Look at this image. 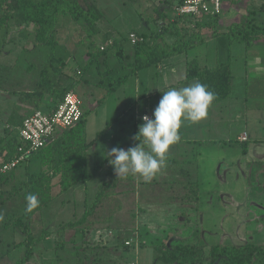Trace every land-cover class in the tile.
<instances>
[{
    "label": "rangeland",
    "instance_id": "1",
    "mask_svg": "<svg viewBox=\"0 0 264 264\" xmlns=\"http://www.w3.org/2000/svg\"><path fill=\"white\" fill-rule=\"evenodd\" d=\"M92 1L104 8V18L99 29L101 28L100 32L106 35V40L114 37L119 38L122 35L128 36L129 33L125 32L132 30V28H138L140 31L149 33L157 29L156 22L161 25L167 21L165 18L156 17L155 9L158 6V0H82V4L87 6ZM259 2H262V5L264 0H225L226 10H224V24L222 26L227 27L229 24L232 25L235 22L245 20V14L255 10V3L259 4ZM230 7L234 8L233 15H230ZM2 15L3 11L0 10V18ZM113 21L118 24L116 30L111 28ZM32 29L33 26L22 30L11 28L7 30L6 26L2 27L0 24V137H12L18 133L24 118L34 110L41 109L32 104L22 103V98H25L28 91L36 90L44 85L42 98L53 96L51 92H48L53 83L48 85L44 79L46 75L57 74L53 77L56 81L54 86L60 91L67 88V90H74L81 95L84 110H89L87 118L88 136L89 138L96 137L100 146L98 152L104 157L110 148V135L118 131L117 144H120L134 130H139L141 124L137 125V116L139 117V114L143 113L142 111L145 109L151 110L153 113L163 96V92L171 88L164 86L160 72L153 76V73L156 72L154 67L142 69L138 76H130L122 87L109 94L102 87L89 83L84 85L85 78L81 74H76L75 70L80 69L79 63L81 65L87 64L86 45L91 44V42L86 29L75 25L61 31L59 46L53 51L54 54L62 55L67 59L66 75L59 74L58 69L52 72V65L46 59L50 49L32 46L33 40L28 37ZM111 30L114 31V34H111ZM199 33L197 35L205 36L203 32ZM128 49L132 52V44ZM125 53L123 60L125 63L130 62L132 53ZM104 57L105 54L96 59L101 70L105 69V64L102 63ZM230 59L232 61V58ZM110 63L116 68L119 67L116 61ZM40 71L45 73L42 74ZM87 73L89 74L90 71ZM50 76L47 78L49 79ZM95 76L98 74L93 71L92 77L95 78ZM243 101L242 98L238 99V103L242 106H244ZM252 104L254 102L251 101V106ZM41 110L48 112L44 106ZM251 114H255V110ZM237 122L239 125H243V117L237 119ZM205 123H208V120L203 119L197 123L184 122L180 129L181 140L195 138L197 135L203 138L208 131ZM237 127H239L238 129L241 128L240 126ZM250 128L252 127H248L249 131ZM137 142L139 143V141ZM145 148L147 150L146 145ZM183 149L187 150L183 145L178 148L171 146L169 151H183ZM101 155H97L96 159L95 156L93 160L90 159L89 168L91 170L103 159ZM28 163L32 171L41 169L37 157L32 158ZM18 170L22 173L23 167ZM175 172L176 174H174ZM174 173L168 176L165 173L160 177H155L152 181L157 183L159 180L158 190L163 188L161 186L163 181L164 184L169 181L172 182L173 190H178L177 192L181 196L186 190H183L182 184H173V182L176 179L185 181L186 178L177 176L179 172L176 169ZM114 174L118 180L117 190L120 195L119 197L105 198L101 206L96 209L95 214L89 218L86 224L92 222L88 231L90 239L79 242L78 253L61 250L60 253L52 252L46 255L45 260H48L49 263L44 264H56L53 262L59 260L65 264H131L132 262L136 264H166L158 259L157 248L163 244L168 246L180 242L195 244L203 249V251H196L197 253L205 252V255L208 256L210 247L217 243L242 244L248 241L264 243V179L255 173L248 178L243 176L242 183L238 181L241 177H235V182L232 185L241 183L242 187L245 189L247 187L246 191L243 189L227 190V184L224 189H221L222 191L211 189V191L203 192L201 201L198 203L175 201L176 205H170L174 201L164 198L165 195L171 193H164L163 198L158 196V198L154 197L153 200L149 191L144 192L146 185H142L145 182L139 176L129 174L126 178H121L116 172L106 171L104 175L100 176V180H110ZM244 179L247 181V185H244ZM86 188V191L76 188L74 194L68 192L61 197L64 201V206L60 209L61 213H58L61 218L49 221V229H52L55 223V226L58 227L59 220L64 222L73 217L77 219L84 213L87 206L84 205L85 199L87 202H91L96 193L94 183L87 184ZM56 189L58 190V188ZM6 194L8 193L6 192ZM256 198L260 199L257 200ZM2 199L0 197V202ZM165 202L168 204L167 206L162 205ZM256 204H260V206ZM21 212L22 208H20L17 200H6L5 203L3 201L0 204V215L3 216V219L0 220V254L5 244L12 238V233L21 232L19 228L14 230L15 224H13L14 226H6L12 224L11 222H14ZM52 217V214L48 217L45 212L36 214L29 223L33 234L39 235L45 219ZM106 220L109 221L106 222ZM105 227L117 229L119 232L118 239L110 240L108 244L95 241L94 239L105 236L102 233L105 232V229H110ZM23 235H16V240H22ZM70 236L71 232L67 237L65 235V238L68 240ZM55 237L47 238L45 245L48 247L56 245ZM57 238L60 239V235ZM132 240L134 243L139 242L135 250L124 247L127 241ZM24 254L22 252L20 256H8L6 261L0 260V264H15L14 262ZM39 263L41 262L39 261Z\"/></svg>",
    "mask_w": 264,
    "mask_h": 264
},
{
    "label": "trees",
    "instance_id": "2",
    "mask_svg": "<svg viewBox=\"0 0 264 264\" xmlns=\"http://www.w3.org/2000/svg\"><path fill=\"white\" fill-rule=\"evenodd\" d=\"M181 2L182 0H158V6L155 9L156 17L165 18L167 21L161 25L156 22L157 29L149 33L132 28L131 32L134 31L144 38V40L134 44L129 39V34L125 37L122 35L119 38L114 37L106 40V35L100 32L101 28L99 29L104 18V8L95 1L83 6L82 0H1L0 10L3 11V15L0 18V24L2 27L6 26L7 30L9 28L22 30L33 26L32 32L28 36L33 40L32 46L50 49L46 58L47 62L52 65V72L58 69L61 75H66L65 68L68 66V61L62 55L58 56L53 53L59 46L60 33L71 25L84 27L88 36H90L91 44L86 45L87 64L81 65L79 63L80 69H77L79 72L75 70V73L83 75L82 77L85 78L84 85L89 83L102 87L107 91V94L117 91L130 76H138L142 69L157 67L165 60L185 54L187 56L185 76L178 84H173L171 87L178 85L186 87L199 82L207 85L215 93L216 98L213 104L226 100L232 95L233 82L236 76L233 62L230 59L231 50L235 46L241 45V43L243 44V49L245 51L248 50L256 40L264 37V25L257 21L255 10L247 13L245 20L230 25L227 30L222 32L225 35L227 50L230 52L229 58L209 66L207 52L205 51L207 49L206 36L197 34L203 29H208L210 34L207 37H211L215 33L213 28L219 25L222 13L199 18L179 16L175 12V7ZM182 22L189 23V26H181ZM111 24V28L114 30L118 29L117 22L113 21ZM128 31L125 33H130ZM113 32L111 30V34H114ZM166 33L174 38L168 40ZM3 37L5 38V35ZM110 40L112 44L108 43ZM104 41L105 43H103ZM130 43L132 44V52L128 49L131 47ZM102 45H106L105 49L101 48ZM125 52L132 53L130 62L125 63V60H123L126 55ZM104 54L105 57L102 63L105 64V69L101 70L100 64L97 63L96 59ZM110 60L112 62L116 61L119 67L112 66ZM126 70L128 72H125ZM88 71H90L89 74L87 73ZM93 71L98 74L95 78L92 77ZM40 73L44 74L45 72L40 71ZM54 75H46L44 79L48 85L53 83V85H50L52 88L48 92L53 94L54 102L51 104L52 109L48 110V112H52L56 105L62 101L65 93L71 90L66 88V90L60 91L54 86L56 84L53 78ZM49 76L50 78L48 79L47 77ZM43 88L44 85L36 90L28 91L25 94V98H22V103L32 104L36 108L42 109V106L46 103L45 99L42 98L44 94ZM79 96L81 97V95ZM104 97L106 96L104 95ZM88 115L89 110H84L82 119L76 125L59 130L56 136L49 139L41 149L26 157L14 169L0 175V197L3 198L0 204L3 201L5 203L6 200H17L20 208H22V212L14 222L6 225L8 227L15 224L14 230L19 228L22 233H12V238L5 244L0 254L1 261H6L8 256L11 257V255L20 256L24 252L25 254L20 258L18 257L19 259L14 262L15 264H44L46 262L49 263L48 260H45L46 255L52 252L60 253L61 250H65L66 252L74 251L78 253L79 242L90 239L88 231L92 222L86 224L89 218L95 214L96 209L101 206L105 198L111 196L119 197L120 192L117 190L118 180L114 174L110 180L104 179L98 184L91 202H87V199H85L84 205L87 206L79 218L75 219L73 217L64 222L59 220L58 227L55 226V223L52 229L48 228L49 221L61 218L58 213H61L60 209L64 206V201L61 199L64 194L68 192L74 194L80 184L86 186L88 181L107 163L108 166L105 172H115L114 166L109 162L110 155L101 160L92 170L89 168L88 150L93 145L94 139H90L87 133ZM137 119V125L142 123L138 116ZM136 131L138 132L139 130H134L120 144H117V137L113 138L110 144V151L116 147L127 150L136 146L138 144V140L134 139L137 134ZM247 141L242 142L243 151L247 150L249 144ZM22 145H25V143L21 139L19 132L12 135V137H0V165L10 161L18 154L19 147ZM34 157H37L40 162L41 169L39 171H32L28 163ZM187 160L185 157L184 163ZM177 161H180V159H177ZM20 167H23L22 173L18 172ZM178 174L184 179L186 178L185 181L176 179L173 182V184H182L183 190H186L181 196L177 192L178 190H173L172 182L170 181L166 184L163 181V184H161L163 188L159 190L157 189L159 180H157V183L155 181L145 182V184H142L146 185L144 192L149 191L153 200L154 197L158 198V196L163 198L164 193H171L170 195H165L164 198L181 203L192 204L200 202L203 191L201 190V182L198 175L193 177L183 165L181 172ZM84 190L86 191V189ZM6 192L8 194L5 195ZM158 192L160 193L157 195ZM28 194H35L40 201L39 206L31 212L26 211V196ZM44 212L48 214V217L50 214L53 217L45 219L41 233L35 235L29 223L36 214ZM109 220H106V222ZM69 232H71V236L67 240L65 235L67 237ZM102 233L105 236L94 240L108 244L110 240L118 239L119 236L118 230L114 228L105 229V232ZM20 234H24V238L16 240V235ZM59 235L60 239L57 238ZM50 236H57L55 237L56 245L52 247L45 245L46 239ZM131 242V244H124V247L135 250L139 242L134 243L133 240ZM157 250L158 259L166 264H264V243L258 241H248L242 244H213L210 247L208 256L205 255V252L197 253L196 251H203V249L198 245L187 242L176 243L172 246L163 244ZM43 260L45 261L43 262ZM51 261L53 262V260ZM53 263L65 264L60 260ZM131 264L136 263L132 262Z\"/></svg>",
    "mask_w": 264,
    "mask_h": 264
},
{
    "label": "crops",
    "instance_id": "3",
    "mask_svg": "<svg viewBox=\"0 0 264 264\" xmlns=\"http://www.w3.org/2000/svg\"><path fill=\"white\" fill-rule=\"evenodd\" d=\"M261 3H255V16L257 21L261 25H264V3L262 5ZM225 4L224 0L219 25L213 28L215 33L208 38L207 36L210 34L208 29L201 31L205 34L207 40V49L205 51L207 52L209 66H213L220 60H225L230 56V52L227 50L225 35L222 34L230 26V24L227 27L222 26L224 24V10H226ZM229 12L230 15H233L234 8L230 7ZM181 26H189V23L182 22ZM167 35L169 36L168 40H171L172 36L166 33ZM242 46L243 44L241 43V45H237L231 50L233 68L236 73L231 97L212 104L209 114L205 118V120H208V123H205L208 131L203 138L197 135L195 138L182 139L179 144L172 145L177 146V148L183 145L187 150L169 151L166 166L157 175L158 177L165 173L166 176L172 175L175 169L181 172L183 165L193 177L198 175L203 192L211 191V189L222 191L221 189H224L227 184V190L235 191L243 189L246 191L247 187L245 189L241 186L243 176H247L248 178V176H252L255 173V175L264 179V37L256 40L246 51ZM186 57L185 54H181L165 60L159 66L154 67L156 72L153 73V76L160 72L162 82L167 87L178 84L186 73ZM174 88H182V86L178 85L174 86ZM239 98L244 99V106L238 103ZM44 99L46 102L44 104L45 110L52 109L51 104L54 102L52 95ZM251 101L254 102L252 106ZM254 110L255 114H251ZM142 112L152 111L145 109ZM241 117L244 120L243 125H239L237 122V119ZM250 118H252V121H250ZM237 126L241 128L238 129L239 127ZM249 126L252 127L250 131L248 129ZM245 131L249 137L247 141L249 144L247 150L243 151V147L240 148L243 141L239 139V136ZM87 133H89L88 127ZM117 134L118 131L110 135V144ZM90 139H94V143L88 150L89 162L90 159L93 160L94 156L96 159L97 155H101L98 152L100 147L97 143L98 140L95 137ZM110 148L108 152H110ZM108 155L109 153H105L104 157L102 155L101 157L104 159ZM185 157L186 160L188 159L186 163L183 161ZM177 159H180V161H177ZM107 166L108 163L90 181L94 178L96 179L93 182L88 181V184L94 183L97 189L98 184L102 181L100 180V176L104 175ZM177 176L180 175L177 174ZM235 177H241L238 179L241 182L240 184L232 185L235 182ZM244 185H247L245 179ZM78 186L77 189H87L83 184ZM256 199L259 200L260 198ZM162 205L167 206L168 204L165 202ZM170 205H176L175 201ZM257 206H260V204Z\"/></svg>",
    "mask_w": 264,
    "mask_h": 264
},
{
    "label": "clouds",
    "instance_id": "4",
    "mask_svg": "<svg viewBox=\"0 0 264 264\" xmlns=\"http://www.w3.org/2000/svg\"><path fill=\"white\" fill-rule=\"evenodd\" d=\"M215 98V93L199 82L164 91L153 116L142 117L143 122L134 137L139 143L127 150L116 147L108 152L109 162L118 177L126 178L131 174L142 177L146 183L151 182L166 166L170 147L180 142L184 122L197 123L207 118ZM26 200L27 212L40 204L35 194H28Z\"/></svg>",
    "mask_w": 264,
    "mask_h": 264
},
{
    "label": "built area",
    "instance_id": "5",
    "mask_svg": "<svg viewBox=\"0 0 264 264\" xmlns=\"http://www.w3.org/2000/svg\"><path fill=\"white\" fill-rule=\"evenodd\" d=\"M223 2L224 0H182L175 7V12L179 16L195 18L218 15L223 11ZM129 39L133 44L144 40L134 31L129 33ZM108 43L112 44V41L110 40ZM105 47L106 45H102L101 48L105 49ZM83 103V99L77 92L69 90L52 112L36 109L25 117L18 129L25 145L19 147V153L10 161L0 165V175L14 169L26 157L41 149L49 139L56 136L59 130L76 125L83 116ZM146 114L150 117L153 116L152 112H143L139 114L141 121ZM248 138L246 131L239 136L241 141H246ZM109 232L111 233V231ZM131 243V241H127V244Z\"/></svg>",
    "mask_w": 264,
    "mask_h": 264
}]
</instances>
